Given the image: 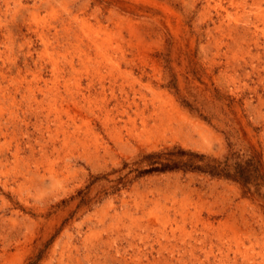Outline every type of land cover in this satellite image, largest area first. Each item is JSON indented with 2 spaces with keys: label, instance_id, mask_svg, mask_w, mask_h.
Returning <instances> with one entry per match:
<instances>
[{
  "label": "rangeland",
  "instance_id": "rangeland-1",
  "mask_svg": "<svg viewBox=\"0 0 264 264\" xmlns=\"http://www.w3.org/2000/svg\"><path fill=\"white\" fill-rule=\"evenodd\" d=\"M244 1L0 0V72L7 75L0 81V124H7L0 134V264H114L111 257L120 256L112 240L118 238L123 253V235L139 232L156 201L163 195L181 200L183 193L200 197L198 214L216 225L213 233L231 240L224 224H235L253 263L264 264V36L257 47L236 34L248 15L264 16V0ZM82 21L110 34L98 52L85 50V64L78 55L93 31ZM53 28L60 40L67 36V45L47 34ZM51 58L62 72L61 88L67 83L77 97L79 86L91 96L92 107L76 98L74 110L88 118L94 135L59 136L55 147L47 135L40 141L35 117L24 112L29 103L60 108L39 92L55 88ZM71 60L74 71L66 65ZM162 97L172 99L179 121ZM72 103L64 105L73 109ZM173 148L231 158V164L251 160L257 170L249 168L247 183L183 170L128 175L150 167L148 154ZM186 230L189 237L205 231ZM164 232L177 241L184 237L175 226Z\"/></svg>",
  "mask_w": 264,
  "mask_h": 264
},
{
  "label": "bare ground",
  "instance_id": "bare-ground-1",
  "mask_svg": "<svg viewBox=\"0 0 264 264\" xmlns=\"http://www.w3.org/2000/svg\"><path fill=\"white\" fill-rule=\"evenodd\" d=\"M6 1V0H5ZM247 2L246 0L244 1ZM4 3V2H3ZM233 3V1L231 2ZM5 5V3L3 4ZM8 5V4H6ZM5 5V6H6ZM19 5V4H18ZM248 5V4H247ZM255 5V4H253ZM259 5V3L257 4ZM245 6V5H244ZM55 7V6H54ZM61 8V7H60ZM9 9V8H8ZM6 9V10H8ZM24 9V8H23ZM63 9V8H62ZM246 9V8H245ZM6 12V11H5ZM17 13V11H14ZM261 12V11H260ZM1 13V12H0ZM82 13V12H81ZM258 13V12H257ZM4 14V13H2ZM249 14V13H248ZM43 15V14H42ZM2 16V15H1ZM29 17V16H28ZM252 15H248L246 18V21L236 29V34L239 35V37L243 40V42H253L255 46H259L262 44L261 38L259 36H264V16L262 14L258 15L257 17L254 16L252 18ZM11 18V17H10ZM63 19V18H62ZM78 19V18H77ZM55 22V21H54ZM83 22V21H82ZM263 25V29L260 30L258 26L259 24ZM66 24V23H65ZM64 25V24H63ZM84 27H86L89 31H93V37H86V39L82 42L81 47L77 46V48H80L81 51H79L80 55H78V60L81 64L87 63L89 59L87 58V54H85V50H90L92 47L95 48V51H99L100 43L102 45L105 44L104 42L108 41V34H102V29H93V27L88 22H83ZM140 25V24H139ZM67 26V24H66ZM3 27V26H2ZM29 27V26H28ZM54 27V26H53ZM99 27V25H98ZM102 27V26H101ZM5 28V27H4ZM58 28V27H57ZM48 30V35L52 36V39L55 40V43L57 45H61V43L68 44L65 41L67 39V36H63V40L59 39V33L57 32L56 28ZM63 30L65 31L66 35L70 33L69 28L63 27ZM73 32V31H72ZM64 33V32H63ZM79 33V32H78ZM91 33V32H90ZM89 33V34H90ZM261 33V34H260ZM91 34V36H92ZM62 35V34H61ZM75 35V34H74ZM117 35V34H116ZM69 36V35H68ZM40 37L44 39L47 36L41 34ZM62 37V36H61ZM72 37V36H71ZM102 37H105L102 39ZM122 37V36H121ZM117 38V37H114ZM239 38V39H240ZM264 38V37H263ZM69 39V38H68ZM78 39V38H77ZM83 39V38H82ZM81 39V40H82ZM110 39V38H109ZM72 40V39H71ZM112 40V39H111ZM118 40V39H117ZM121 40V39H120ZM241 40V42H242ZM43 41V40H42ZM116 41V39H115ZM81 42V41H80ZM117 42V41H116ZM18 43V42H17ZM23 44V43H22ZM63 44V45H64ZM119 44V43H117ZM55 46V49H58V46ZM80 45V44H79ZM105 46V45H104ZM67 47V46H66ZM108 48V47H107ZM110 48V47H109ZM108 48V49H109ZM37 49V48H36ZM102 49V48H101ZM108 49L106 51H108ZM94 50V49H93ZM29 51V49H28ZM66 51V50H65ZM14 52V51H13ZM90 52V51H89ZM78 53V52H77ZM85 54V55H84ZM91 54V52H90ZM45 55V54H44ZM84 55V56H83ZM95 55H97L95 53ZM100 57V54H98ZM97 55V56H98ZM122 55V54H121ZM56 56V55H55ZM67 56V55H66ZM102 56V55H101ZM124 56V55H123ZM9 57V56H8ZM64 57V56H63ZM65 58V57H64ZM63 58V59H64ZM71 58V57H70ZM69 58V59H70ZM101 58V57H100ZM40 59V58H39ZM41 61V60H40ZM62 61V60H61ZM127 61V59H126ZM129 61V60H128ZM51 58V65H52V77L56 79V85L55 88H49L48 85H46L43 90H39L43 94L44 97L49 98V105L51 107H56L57 104H59L60 108H55V111L52 112L48 109H41L40 105H37V107L29 103L26 105V110L24 112H29L31 115L35 117L36 121V127H38V132L40 133V141H46L45 136L47 135V140L51 144L52 147H55V142L58 141L59 136L63 137V141L72 135L77 139H80L81 135L83 137L88 138L93 135L92 130L90 127V123L88 120H86V116L82 115V112L80 110H74V107L77 108L78 104L76 102V98H79L82 103H86V105L91 106L92 103L90 99V95L83 93L79 86H77V97L73 95V93L67 88L68 85L64 84V89L61 88V82L58 81V77L62 75V72L59 71V66L55 63ZM112 62V61H111ZM253 62V61H252ZM259 62V61H258ZM4 63V62H3ZM42 63V62H41ZM99 63V62H98ZM97 63V64H98ZM255 63V62H254ZM95 64V65H97ZM115 64V63H114ZM69 68V70L74 71V61H68L66 64ZM117 66V65H116ZM247 66V65H246ZM11 67V66H10ZM40 67V65H39ZM63 67V66H62ZM229 67V66H228ZM227 67V68H228ZM235 68V67H234ZM242 68V67H241ZM260 68V67H259ZM26 69V68H24ZM30 69V68H29ZM86 69V68H85ZM102 69V68H101ZM247 69V68H246ZM257 69V68H256ZM42 70V69H41ZM231 70V69H230ZM229 70V71H230ZM238 70V69H237ZM241 70V69H240ZM6 71V70H5ZM17 71V70H16ZM235 71V70H234ZM19 72V71H18ZM25 72V70H24ZM93 72V71H92ZM110 72V71H109ZM264 72V71H263ZM5 73V72H4ZM235 73V72H234ZM65 75V73H64ZM79 75V74H78ZM236 75V74H235ZM234 75V76H235ZM7 76V75H6ZM6 76L0 72V81L4 80ZM9 77V76H8ZM63 77V76H62ZM99 78V77H98ZM124 78V77H123ZM9 80V79H8ZM114 80V79H113ZM264 81V80H263ZM18 82V81H17ZM50 82V81H49ZM77 83V82H76ZM5 86V85H4ZM113 86V85H112ZM237 86V85H236ZM20 87V86H19ZM33 87V86H32ZM3 89V88H2ZM29 89V88H28ZM40 89V87L38 88ZM1 90V88H0ZM121 90V89H120ZM132 90V89H131ZM32 91V90H31ZM38 92V91H37ZM74 92V91H73ZM125 92V91H124ZM135 92V91H134ZM67 93V94H66ZM11 94V93H10ZM37 94V93H36ZM76 94V93H75ZM138 94V92H137ZM35 95V94H34ZM122 95V94H121ZM166 95V94H165ZM96 96V95H95ZM98 96V95H97ZM102 96V95H100ZM2 97V96H1ZM6 97V96H4ZM34 97V96H33ZM39 97V96H38ZM165 97V96H164ZM164 101L167 105V111L171 113L172 115L177 116V120L179 121L181 117L180 114L175 110L174 104L172 99L164 98ZM37 98V97H36ZM126 98V97H125ZM161 98V96H160ZM34 99V98H33ZM45 99V98H44ZM135 99V98H134ZM3 100V99H2ZM69 100L73 101V109H71L70 104L64 105L65 102H68ZM101 100V99H100ZM112 100V99H111ZM145 100V99H144ZM4 101V100H3ZM94 101V100H93ZM129 101V100H128ZM98 102V101H97ZM101 102V101H100ZM105 102V100L103 101ZM110 102V101H109ZM113 102V101H112ZM107 103V102H106ZM105 103V104H106ZM111 103V102H110ZM133 103V102H131ZM39 104V103H38ZM102 104V102H101ZM122 104V103H120ZM94 105V104H93ZM116 105V104H115ZM114 105V106H115ZM163 105V104H162ZM133 106V105H132ZM149 106V105H148ZM92 107V106H91ZM95 107V106H94ZM113 107V106H112ZM122 107V105H121ZM135 107V106H134ZM145 107V106H144ZM157 107V106H156ZM164 107V106H163ZM90 108V107H89ZM110 108V107H109ZM96 109V108H95ZM119 109V108H118ZM144 109V108H143ZM143 109L141 111H143ZM146 109V108H145ZM162 109V108H161ZM261 109V108H260ZM3 110V109H2ZM100 112H102V108L99 109ZM104 110V109H103ZM139 110V109H138ZM153 110V109H152ZM90 111V110H89ZM97 111V110H96ZM108 111V110H107ZM126 111V110H125ZM106 112V111H105ZM111 112V111H110ZM151 112V111H150ZM66 115L67 122L62 121L61 114ZM99 113V112H98ZM108 113V112H107ZM134 113V112H133ZM160 113V112H159ZM164 113V112H163ZM54 115V117L52 116ZM116 114V113H115ZM118 114V113H117ZM135 114V113H134ZM137 114V113H136ZM143 114V113H142ZM141 114V115H142ZM152 114V113H151ZM155 114V113H154ZM158 114V113H157ZM108 115V114H107ZM121 115V114H120ZM126 115V114H125ZM147 115V114H146ZM145 115V116H146ZM168 115V114H167ZM17 116V115H16ZM104 116V115H103ZM118 116V115H117ZM138 116V115H136ZM169 116V115H168ZM81 117L82 119V125L81 127H76L77 119ZM105 117V116H104ZM107 117V116H106ZM121 117V116H120ZM167 117V116H166ZM165 117V118H166ZM9 118V117H8ZM16 118V117H15ZM138 118V117H137ZM154 118V117H153ZM152 118V119H153ZM11 119V118H10ZM80 119V118H79ZM88 119V118H87ZM120 119V118H119ZM122 119V118H121ZM136 119V118H134ZM157 119V118H156ZM105 120V119H104ZM113 120V118H112ZM150 120V117H149ZM155 120V119H154ZM168 122H170V119H167ZM172 120V118H171ZM34 121V122H35ZM111 121V120H110ZM119 121V120H118ZM176 121V120H175ZM184 121V120H183ZM22 122V121H21ZM113 122V121H112ZM134 123V122H133ZM144 123V122H143ZM161 123V122H160ZM177 123V122H176ZM25 124V123H24ZM170 124V123H169ZM180 124V123H179ZM110 125V124H109ZM119 125V124H118ZM132 125V124H131ZM142 125V124H141ZM20 126V125H19ZM52 126L54 129H52ZM107 126V125H106ZM113 126V125H112ZM123 126V125H122ZM171 126V125H170ZM180 127V126H179ZM70 128L73 130L70 131ZM111 128V127H110ZM122 128V127H121ZM11 129V128H10ZM113 129V128H112ZM120 129V128H119ZM176 129V128H175ZM190 129V128H189ZM18 130V129H17ZM84 130V131H83ZM7 131V124L1 125L0 124V134L2 136H5V133ZM37 131V130H36ZM117 131V130H116ZM181 131V130H180ZM12 132V131H11ZM15 132V131H14ZM13 132V133H14ZM26 132V131H25ZM30 132V131H29ZM96 133V132H95ZM115 133V132H114ZM20 134V133H19ZM22 134V133H21ZM29 134V133H28ZM23 135V134H22ZM25 135V134H24ZM94 136V135H93ZM92 136V137H93ZM17 137V136H16ZM23 137V136H22ZM84 137V139H86ZM20 138V137H19ZM18 139V137H17ZM36 139V138H35ZM39 139V138H38ZM76 139V140H77ZM83 139V140H84ZM96 139V138H95ZM75 140V141H76ZM81 140V139H80ZM12 141V140H11ZM85 141V140H84ZM35 142V141H34ZM68 142V141H67ZM77 142V141H76ZM83 142V141H82ZM88 142V140H87ZM86 142V143H87ZM84 143V142H83ZM28 144V143H27ZM32 144V143H31ZM40 144V143H39ZM45 144V143H44ZM79 144V143H78ZM43 145V144H41ZM45 146V145H44ZM80 146V145H79ZM30 147V146H29ZM51 147V148H52ZM42 148V147H41ZM45 148V147H44ZM48 149V148H47ZM1 150V149H0ZM17 150H19L17 148ZM23 150V149H22ZM50 150V149H49ZM54 150V149H53ZM42 151V150H41ZM84 152V151H83ZM35 153V152H34ZM41 153V152H40ZM44 153V152H43ZM99 153V152H98ZM19 154V153H18ZM17 155V154H16ZM33 156V154H32ZM54 156V155H53ZM92 156V155H91ZM36 157V156H35ZM3 159V158H2ZM33 159V158H32ZM37 160V159H36ZM12 161V160H11ZM37 164V163H35ZM40 164V163H39ZM51 164V163H50ZM54 165V164H53ZM52 165V166H53ZM22 166V165H21ZM2 167V166H1ZM39 167V166H38ZM47 167V166H46ZM49 167V166H48ZM51 168V167H50ZM48 170V169H47ZM46 170V171H47ZM20 174V173H19ZM49 174V173H48ZM62 174V173H61ZM47 175V174H46ZM13 176V175H12ZM19 184V183H18ZM7 189V188H6ZM164 190V189H162ZM177 191V190H176ZM189 190H187L188 192ZM26 192V191H25ZM156 193V192H155ZM163 193V192H162ZM168 193V191H167ZM166 193V194H167ZM149 194V193H148ZM128 195V194H127ZM147 195V194H146ZM157 195V194H156ZM143 196V195H142ZM197 196V195H196ZM148 197V196H147ZM155 197V196H154ZM145 198V197H144ZM156 198V197H155ZM148 199V198H146ZM200 197H193L192 194H186L183 193V198L179 200L176 195H163L161 198H159L154 208L151 210L148 216V221L144 225L139 226L140 230L139 232L136 231L135 234H131V231H128L124 236V242H126L127 249H124L123 253H120V248L117 245L118 238H115L114 243L116 245H111V247L115 248V255H119L120 257H111V261L114 264H254L253 257L249 254L247 250H244V244L241 242V239L238 238L239 232H242L238 229V227L231 223L227 222V224H224L225 229L230 233V236L232 239H234V248L232 247V242L229 239H226L219 231L215 233L212 232L213 230H218V228L205 222L202 218H200V214H198V207H199V200ZM130 200V199H129ZM143 202V201H142ZM141 203V201H140ZM203 203V202H202ZM143 204V203H142ZM150 204V203H149ZM144 205V204H143ZM246 206V205H245ZM203 207V206H202ZM192 208L195 210V212H192ZM142 208H140L141 211ZM220 209V208H219ZM200 210V209H199ZM147 211V210H146ZM203 211V210H202ZM235 211V210H234ZM148 213V212H147ZM145 214V213H144ZM203 215V214H202ZM238 216V215H237ZM209 218V217H208ZM131 219V218H130ZM223 220V219H222ZM225 221V220H224ZM228 221V220H227ZM232 221V220H231ZM219 223V222H218ZM225 223V222H224ZM138 225V224H137ZM202 229H204V233L193 236L190 235V231H187L186 228L189 226L191 229L196 231L197 229H200V226ZM241 225V224H239ZM244 225V223H243ZM247 225V224H246ZM168 226H175L176 229H179L181 236L184 235V237L188 236V238H182L179 241L170 239L167 234L164 232V229ZM245 226V225H244ZM243 226V227H244ZM115 229V228H114ZM169 229V228H168ZM222 230V229H221ZM254 230V229H253ZM176 231V230H175ZM246 231V230H245ZM197 232V231H196ZM134 233V232H133ZM214 235H213V234ZM131 237V241H129L127 237ZM203 235V236H201ZM225 235V234H224ZM246 237H249V233L246 234ZM262 235V234H261ZM229 236V237H230ZM257 236V235H256ZM214 237H216V240H214ZM177 238V237H176ZM251 238V237H250ZM255 238V237H254ZM251 240V239H250ZM249 241V240H247ZM138 242L142 243L139 245ZM148 242V243H147ZM146 243V244H145ZM105 244V242H104ZM107 244V243H106ZM110 246V245H109ZM262 247V246H261ZM253 248V247H252ZM262 249V248H261ZM106 252V251H105ZM108 252V251H107ZM106 252V253H107ZM104 253V252H103ZM109 253V252H108ZM102 254V253H101ZM100 254V255H101ZM105 254V253H104ZM232 254V257H231ZM103 255V254H102ZM107 255V254H106ZM105 255V258H107ZM114 255V254H113ZM85 256V255H84ZM238 256L240 258H238ZM262 256V255H261ZM256 257V256H255ZM110 259V258H109ZM239 259L241 261H239ZM93 263V262H92Z\"/></svg>",
  "mask_w": 264,
  "mask_h": 264
},
{
  "label": "trees",
  "instance_id": "trees-1",
  "mask_svg": "<svg viewBox=\"0 0 264 264\" xmlns=\"http://www.w3.org/2000/svg\"><path fill=\"white\" fill-rule=\"evenodd\" d=\"M144 159L149 161L150 167L142 171L132 170L128 175L132 172H137L139 177L153 173L183 170L201 172L210 177H223L230 180L239 179L243 183H247L250 173L257 170L255 163L251 160L243 164L237 161L231 164V158H225L223 161L211 160L203 155L200 156L177 148H173L170 151L151 153L145 156ZM252 165H255V167L249 173L248 170Z\"/></svg>",
  "mask_w": 264,
  "mask_h": 264
}]
</instances>
